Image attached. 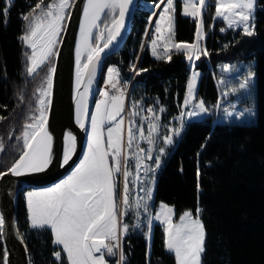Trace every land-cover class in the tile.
<instances>
[{
  "label": "snow or ice",
  "instance_id": "obj_1",
  "mask_svg": "<svg viewBox=\"0 0 264 264\" xmlns=\"http://www.w3.org/2000/svg\"><path fill=\"white\" fill-rule=\"evenodd\" d=\"M8 7H5L0 15L7 16L13 0H6ZM75 3V0H37L30 8L28 14H23L22 19L27 22L26 30L19 39L31 49L30 54L26 53L28 66L26 73L33 76L45 65L55 52V45L58 43V36L64 30V21L71 15L66 11ZM132 0H86L83 7V18L80 23V35L76 46L77 58V83L85 79L90 85L95 78L97 63L101 59V53L112 45L113 41L121 35V29L125 25L126 15L130 10ZM164 4L163 11L156 20V33L158 39H153V56L157 59H171L170 47L176 51L183 52V55L191 62L193 56L198 60L201 55H208L206 49H201L199 41L204 38V21L202 19L203 9L208 5V0H182L184 16L195 18L197 43H173L175 27L174 0H161ZM215 7L214 19H223L228 28L242 27L243 34L253 36L255 34L254 6L255 0H212ZM157 8L160 4L156 5ZM118 13L117 15H112ZM104 16V29L99 28L98 22ZM110 17V21H109ZM166 25V27H164ZM93 29H97L95 34ZM221 31H225L221 28ZM105 32L107 36L105 37ZM96 41L93 45L90 40ZM103 41L101 47L100 42ZM159 41H163V55H158L156 47ZM87 53L86 59L81 57ZM137 75L147 69L136 70ZM225 71L229 69L225 67ZM55 73V66L48 69L45 77V87L39 88L40 93L37 99L35 112L38 116H31V122L25 123L24 130L17 140L23 141V150L11 167L0 172V178L11 174L22 176L29 173L45 171L52 163V136L47 130V105L50 104L52 77ZM109 77L118 75L116 69H108ZM199 73L192 71L187 81V94L185 96V107L192 105V110L187 111L188 117H194L206 113L208 109L203 100L195 101V87ZM255 73L249 71L238 89L232 88L231 93L238 90H248L250 82L254 79ZM115 88L116 85L112 84ZM88 87L80 94L77 103L78 123L81 110L88 115L87 96ZM104 99L97 101L95 111L91 113V132L88 135V150L84 153L75 170L66 178L55 184L53 187L41 191H30L26 194L28 219L33 228H50L54 237L52 243L62 246V252L66 254L67 264H109L107 257H115L119 253V260L116 264H123L125 255L122 249V239L128 232V224L123 218L130 209L129 200V176L131 175L128 166V154L122 144V133L124 119L121 113L124 112L123 93L109 97L107 92L101 93ZM225 96L229 93H224ZM220 104L218 102L217 107ZM235 110V106L233 105ZM198 110V111H197ZM153 113V109H148ZM160 112L165 109L161 107ZM223 111L228 117L236 116L240 119L244 116H255L254 108H246L243 111ZM138 115L137 112L129 113V116ZM183 115V114H182ZM119 117V119H118ZM5 119L0 117V120ZM149 119V118H145ZM159 115L153 113L148 122V134L139 130V139L147 140L151 145L155 141L154 133L159 125L152 122L159 121ZM127 128L126 148H132L134 140L137 139L133 133V121L129 119ZM105 125L107 137L105 139ZM81 127L83 124L81 123ZM183 121L179 128L168 129L167 135L163 138L164 145L174 143V137L181 134ZM66 145L63 154V165L68 164L71 153L75 150V140L71 136L65 137ZM0 143V151L3 150ZM137 147H139L137 145ZM203 147V146H202ZM144 149L135 153L136 170L139 173L143 166ZM165 148L159 149V155L153 157L152 148L148 149V159L155 160V168L144 167V177L137 175L132 183L140 181L141 190L145 196L136 202V207L143 206L145 209V222L151 235L154 221H160L163 225L164 246L167 252L174 255L175 264H202V254L206 251L205 244L207 232L201 219L202 209L197 207L195 213L185 210L179 216V222H173L174 209L161 204L160 212L153 214L149 211L148 201L152 200L153 189L146 184L155 182L154 174L160 167L161 156ZM152 178L148 179V174ZM117 174L124 178L123 194L118 190ZM197 191H200L199 169L197 170ZM5 225L3 215H0V235ZM134 229L141 228V223L133 225ZM53 255L57 261H62L61 251H54ZM4 264H8L7 252L4 253Z\"/></svg>",
  "mask_w": 264,
  "mask_h": 264
},
{
  "label": "trees",
  "instance_id": "obj_2",
  "mask_svg": "<svg viewBox=\"0 0 264 264\" xmlns=\"http://www.w3.org/2000/svg\"><path fill=\"white\" fill-rule=\"evenodd\" d=\"M37 0H13L7 16L0 15V172L6 170L19 157L23 141L17 140L30 117L35 112L38 89L45 87V77L52 66L51 57L36 74L26 73L27 48L19 39L26 30L23 14H28ZM160 0H137L132 30L123 46L105 59L98 84L101 90L104 70L109 65L117 67L121 77L128 78L135 65L136 71L129 93L131 108L140 113L146 107H155L159 123L171 124L182 111L189 67L183 52L171 50V59H157L144 43L151 37L148 31L150 4ZM8 7L0 0V13ZM182 0H175L174 40L192 42L196 33L195 19L182 14ZM212 0L203 9L205 43L208 55H201L195 63L200 71L196 97L203 100L208 109L207 120L212 121L219 102L217 66L236 61L253 62L255 73L254 123H231L223 131L227 136L225 195L222 228L225 234L221 253L225 264H264V0H255V34L246 36L241 28H228L224 20L214 19ZM69 12V9H68ZM65 24V22H64ZM224 28L225 31H221ZM94 39V38H93ZM92 43L94 44L93 40ZM163 107L164 112L159 109ZM18 226L27 243L31 264H67L62 247L52 243L50 228L29 226L23 193L17 203ZM127 234L122 239L125 255L123 264H175L173 254L166 251L163 232L154 231L149 251L145 231L134 229L131 220ZM54 251H61L62 261H57ZM3 246L0 239V264L3 262ZM116 264V257L108 258ZM209 264H220L217 260Z\"/></svg>",
  "mask_w": 264,
  "mask_h": 264
},
{
  "label": "rangeland",
  "instance_id": "obj_3",
  "mask_svg": "<svg viewBox=\"0 0 264 264\" xmlns=\"http://www.w3.org/2000/svg\"><path fill=\"white\" fill-rule=\"evenodd\" d=\"M198 2V0H197ZM160 4V7L157 8L156 5ZM157 4H150V11H152L150 17V23L148 26V31L151 29V37L144 43H146L153 55V39H158V33H156V20L159 18V14L163 11L164 4H161V0ZM166 4V0H165ZM175 7V0H174ZM68 11V9L66 10ZM255 11V6H254ZM183 12V7H182ZM154 19L151 21L152 17ZM112 15H117L113 13ZM175 15V14H174ZM215 16V10H214ZM193 18V17H192ZM223 20V19H222ZM104 16L102 17L99 28L104 29ZM110 21V17H109ZM65 22V21H64ZM63 22V23H64ZM225 22V21H224ZM166 27V25H164ZM97 31V29H96ZM62 31L58 36V42L60 40ZM205 32L204 38L199 41V46L203 50L205 43ZM94 44L96 41L93 39ZM173 43H188L193 44L197 43L196 33L195 38L192 42H177L173 38ZM58 43L55 45V52ZM103 45V43H102ZM163 41H159L156 47L158 55H163ZM171 50H176L174 47H170ZM169 51V52H170ZM31 52V49H30ZM51 57L53 66L54 55ZM188 67H189V78L191 77L192 71L199 73L197 77L196 87H195V101H200L201 99L196 97L197 87L199 83L200 71L195 68V63L197 59L193 56V60L190 62L185 56ZM85 60V59H84ZM28 66V65H27ZM111 66V65H109ZM225 67L229 70L225 71ZM108 69L104 70L103 80H110V82L116 85L120 78L119 75L113 74L112 77H109ZM217 82H218V91H219V107H216V114L212 121L207 120L206 113L199 114L194 117H188L187 111L192 110V105L185 107L183 102L182 111L178 116L175 117L174 121L169 125H162L159 121H155L159 125L157 132L154 133L155 141L153 144H149L147 140L139 139V130L143 128L144 135L148 134V123L144 121V112L141 111L138 113L135 109L131 108L129 100L125 99L124 101V112L121 113V116L124 119L123 133H122V144L125 146L129 160L128 166L131 175L129 176V200H130V209L128 214L123 218L124 223L127 224V221L131 220L133 225L136 223H141L140 230H144L148 239L149 251H151V246L153 244L154 231L159 230L163 232V225L160 221H154L151 235L149 237L147 224L145 222V209L143 206L137 208L136 202L139 198L144 197L145 193L141 190L140 181L132 183L134 178L139 175L144 177V167L155 168V160L148 159V149L152 148V155L155 157L159 155V149L161 147L165 148L164 155L161 156V164L158 169H156L154 174L155 182L152 184H146L144 186L152 187V200L148 201L149 211L155 214L160 212V205L163 203L174 209L173 222H179V216L185 211L190 210L195 213V209L199 207L202 209L201 219L205 226L207 232L206 251L202 254V264H209L211 261H218L220 264H225V257L221 253V244H224L225 234L222 228V215H223V204H224V195H225V177H226V146H227V136L223 133L224 129L231 123H254L256 120V115L253 117L244 116L240 119H237L236 116L228 117L223 111L224 108H228L229 111H243L246 108H254L255 111V77L250 82V87L248 90H238L235 93H231L232 88H237L239 82L244 79L249 71H253V62H244L236 61L233 63H220L217 66ZM112 84L108 86L110 89ZM103 89V90H105ZM229 93L225 96L224 93ZM187 94V89H186ZM185 94V96H186ZM40 93L38 92V97ZM120 95V94H114ZM114 95H110L114 96ZM129 98V96H128ZM185 101V99H184ZM97 102V101H96ZM94 102V106L96 105ZM235 106V110L233 109ZM198 111V110H197ZM137 112L138 115L129 116V113ZM183 114V115H182ZM39 115V113H38ZM119 119V117H118ZM129 119L133 121L134 127L133 132L137 139L134 140L132 148H126L127 143V128L129 127ZM181 121H183V128L180 136L174 137V143L171 145H164L163 138L165 135L169 134L168 129L179 128L181 126ZM107 125L105 126V133ZM137 145L139 147H137ZM203 146V147H202ZM139 149H144L142 153L143 166L139 173L136 170V160L135 153L139 152ZM88 150V145L85 152ZM84 152V153H85ZM84 156V154H83ZM83 156L81 160L83 159ZM80 162V161H79ZM78 162V164H79ZM77 164V165H78ZM76 165V166H77ZM76 166L72 171L75 170ZM199 169V184L200 191H197V170ZM72 171L63 179H66ZM152 173L148 174V179L152 178ZM62 179V180H63ZM61 181V180H60ZM59 181V182H60ZM57 182V183H59ZM56 183V184H57ZM117 183L118 190L120 194H123L124 178L122 174H117ZM54 186V185H53ZM51 186V187H53ZM50 188V187H48ZM28 190L30 191H41L44 190ZM26 191V190H25ZM27 192V191H26ZM27 192V193H28ZM23 193V192H22ZM164 237V233H163ZM62 247V246H61ZM116 262L119 260V253H117ZM112 257H107L106 259Z\"/></svg>",
  "mask_w": 264,
  "mask_h": 264
},
{
  "label": "water",
  "instance_id": "obj_4",
  "mask_svg": "<svg viewBox=\"0 0 264 264\" xmlns=\"http://www.w3.org/2000/svg\"><path fill=\"white\" fill-rule=\"evenodd\" d=\"M85 3L86 0H75L69 9L71 15L65 20L64 30L54 55L55 73L52 77L50 104L46 109V127L52 136V163L43 172L22 176L8 174L0 178V215H3L5 219L0 239L3 253L7 252L8 264H31L27 243L18 226L17 203L19 195L27 189H43L56 184L66 177L81 160L85 150L88 121L94 106V98L98 91L105 59L115 54L123 46L132 30L137 0H132L125 25L121 29V35L101 53L92 84L88 85L86 79L78 84L76 42ZM154 17L155 14L151 21ZM85 87H88V92L85 94L88 115L79 117L80 122L78 123L77 103L80 100V94L84 93ZM81 123L83 127H81ZM67 136L74 138L75 150L71 153L68 164L61 166L66 145L65 137Z\"/></svg>",
  "mask_w": 264,
  "mask_h": 264
},
{
  "label": "built area",
  "instance_id": "obj_5",
  "mask_svg": "<svg viewBox=\"0 0 264 264\" xmlns=\"http://www.w3.org/2000/svg\"><path fill=\"white\" fill-rule=\"evenodd\" d=\"M134 74H135V70L132 71L131 75L128 78H124L120 76L118 82L116 83L115 88L112 87L110 89L98 90L95 94L94 102L104 99V97L101 95V93L103 92H107L108 96L123 93V96L127 100L129 93H130L131 85L134 79ZM149 108L153 109V113H155V107L153 106L146 107L145 112H144V121L147 123L149 122V119L153 115V113H149L148 111ZM145 118H149V119H145ZM152 122H155V120H153Z\"/></svg>",
  "mask_w": 264,
  "mask_h": 264
},
{
  "label": "crops",
  "instance_id": "obj_6",
  "mask_svg": "<svg viewBox=\"0 0 264 264\" xmlns=\"http://www.w3.org/2000/svg\"><path fill=\"white\" fill-rule=\"evenodd\" d=\"M195 19V18H194ZM226 23V22H225ZM226 25H227V23H226ZM228 27V26H227ZM234 28H241L242 29V27H234ZM107 68H114V69H116V72L118 73V69H117V67L116 66H114V65H111V66H107ZM119 75V74H118ZM110 84H113V82L111 83L110 82V80H103V82H102V86H101V90H103V89H105V88H108V86H110ZM185 99V98H184ZM95 111V106H93V109H92V112H94ZM91 112V113H92ZM106 126V125H105ZM108 126V125H107ZM91 132V115H90V119H89V121H88V126H87V137H86V143H85V150H86V147H87V145H88V135H89V133ZM134 132V131H133ZM135 133V132H134ZM105 134V139H106V133H104ZM85 150H84V152H85ZM55 185V184H54ZM53 186V185H52ZM51 187V186H50ZM48 188V187H47ZM28 190H30V189H27L26 191L28 192ZM32 190H39V189H32ZM26 191H24L23 192V197H24V200H25V203H26V208H27V199H26V194H27V192ZM27 214H28V211H27ZM28 222H29V226L31 227V222H30V220L28 219ZM33 228V227H32Z\"/></svg>",
  "mask_w": 264,
  "mask_h": 264
},
{
  "label": "bare ground",
  "instance_id": "obj_7",
  "mask_svg": "<svg viewBox=\"0 0 264 264\" xmlns=\"http://www.w3.org/2000/svg\"><path fill=\"white\" fill-rule=\"evenodd\" d=\"M118 14V13H117ZM102 17H103V14H102ZM101 22H98V24H100ZM96 32V29H93V33L95 34ZM79 35H80V29H79V33H78V37H77V42L79 40ZM107 36V33L105 32V37ZM93 40V39H92ZM92 40L89 41V43H92ZM77 42H76V46H77ZM103 41L100 42V45H102ZM93 44V43H92ZM94 45V44H93ZM86 56H87V53H85L82 57H81V60L83 61L84 59H86ZM84 115L83 111L81 110V113H80V118H82Z\"/></svg>",
  "mask_w": 264,
  "mask_h": 264
}]
</instances>
